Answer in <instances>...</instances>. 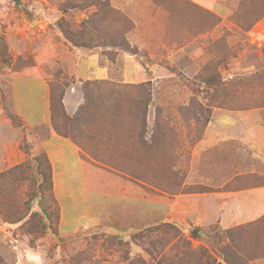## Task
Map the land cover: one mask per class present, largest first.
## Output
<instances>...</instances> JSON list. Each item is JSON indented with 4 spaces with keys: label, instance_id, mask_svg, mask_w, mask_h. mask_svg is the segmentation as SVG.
<instances>
[{
    "label": "rangeland",
    "instance_id": "obj_1",
    "mask_svg": "<svg viewBox=\"0 0 264 264\" xmlns=\"http://www.w3.org/2000/svg\"><path fill=\"white\" fill-rule=\"evenodd\" d=\"M251 1L6 0L13 30L0 24L10 58L0 59V264H264V127L262 142H249L256 157L240 144L200 163L212 165L192 156L214 113L264 122V14L254 22L264 6ZM92 51L110 64V78L89 81L94 102L84 101L75 122L31 127L12 109L15 72L38 66L69 92L72 60ZM126 56L148 81H122ZM51 127L75 137L83 160L61 233L59 201L40 183ZM181 204L200 213H177ZM255 204L262 213H236Z\"/></svg>",
    "mask_w": 264,
    "mask_h": 264
},
{
    "label": "crops",
    "instance_id": "obj_2",
    "mask_svg": "<svg viewBox=\"0 0 264 264\" xmlns=\"http://www.w3.org/2000/svg\"><path fill=\"white\" fill-rule=\"evenodd\" d=\"M8 14V3L6 0H0V15H5L3 16L4 18L0 17V24L3 25V28H5L7 32H10L13 30V27L10 25L12 20L7 18ZM11 18H13V16ZM76 56L79 57L72 60L71 70L74 83H72V89H70L69 92L67 90L64 91L62 98L65 112L70 117L76 113L85 101L84 93L80 88L84 81L105 80L106 78H110L108 72L110 64H105L103 58L99 60L95 52H80V55L76 54ZM141 69V64L136 58L126 56L123 58L122 81L127 84L148 81L147 75L145 76L140 73L142 72ZM9 86L11 107L27 125L34 127L50 122L48 83L40 73L38 66L28 67L21 72H15L10 78ZM248 117L251 119V122L249 121L250 124L242 125V122L237 121L232 113L224 111L219 114L214 113L209 119L206 127L202 130L203 135L200 134L201 137L196 138L192 143V156L194 162L198 163V160H200L198 164L199 167L207 166L208 164L212 165L213 162L200 163L204 159L212 158L215 154H230L231 149L233 148V150H235L238 144L244 145V147L246 146L245 148L252 151L253 156L256 157L258 150L249 144V142L251 141L252 144L262 142L264 137L262 138L260 131L262 127H264V122L261 124V121H257L256 114L252 116V118L251 116ZM41 147L47 153L52 167V190L59 201L60 209L57 227L58 231L61 233L65 226V215L63 212L64 204H67L65 201L68 200L69 204L72 206V180L76 177H83L81 149L72 138L57 134L52 127L49 130L47 138L41 142ZM222 147H225L226 150H222ZM215 150L218 153H213ZM211 153L213 154L211 155ZM210 155L211 157H209ZM228 159H230V156ZM227 166L228 164L224 165V167ZM75 168L79 170L77 174L73 172ZM211 174L212 170L207 177H211ZM185 183L194 184L189 180ZM235 194L236 191L230 190L222 192V195L228 197ZM259 204L237 209L236 213L241 217L245 215L251 217V214L255 215L262 213L263 210L259 209L261 207ZM170 206L172 207L173 203H171ZM178 207L177 209L180 212L177 210V213L180 214L200 213L199 206L190 207L189 204H181ZM90 221L91 223H95L97 221L96 217L92 216ZM89 225L90 224L76 225L73 228V232L78 231L80 229L79 227L87 228Z\"/></svg>",
    "mask_w": 264,
    "mask_h": 264
},
{
    "label": "trees",
    "instance_id": "obj_3",
    "mask_svg": "<svg viewBox=\"0 0 264 264\" xmlns=\"http://www.w3.org/2000/svg\"><path fill=\"white\" fill-rule=\"evenodd\" d=\"M252 3H260V6L263 5L264 6V0H253L251 1ZM264 14V7H262L259 11V14L257 15V18L255 17L254 19V22L259 18L261 17L262 15ZM252 24V23H251ZM2 49V48H0ZM4 53H2L0 51V59H4V63H7L9 65V62H10V58H6L4 56V54L6 53L5 50H3ZM84 94H85V105L87 104H91L93 103V99L91 97H89L88 93H87V84H89V80H86L84 81ZM94 82H98L97 80H95ZM48 83V88H49V111H50V121L51 123H53L55 125V128L59 130V126L57 124V120L58 118L59 119H62V121H67L69 122L70 120H72V123L75 122V118H78L79 114L81 113L82 111V108H83V105L81 106L80 109H78V111H76V113L74 114V116L72 117V119L69 118V116L66 114L65 112V109H64V104H63V101H62V98H63V94H64V84H58L56 81L53 82V81H47ZM4 96L1 95V102H2V105H3V110L5 111V114L10 117V118H13L15 119L14 117H17L15 115H12L10 114L7 109H6V106H5V103H4ZM147 104V103H146ZM145 104V105H146ZM146 108V107H145ZM145 108H144V111L143 113L145 112ZM144 115V114H143ZM17 119V118H16ZM52 124V126H53ZM73 127V125H72ZM56 131V130H55ZM60 131V130H59ZM57 132V131H56ZM58 134L62 135V136H65V137H68L66 133H59L57 132ZM74 138V142H76V139L75 137ZM78 144V143H77ZM79 145V144H78ZM80 149H81V146L79 145ZM42 156H43V161H44V165H45V168H46V171L42 170L40 171V176L42 177V181L40 183H43V182H46V185H47V188L48 190H50V194L52 195V168H51V163L47 157V154L45 151L42 152ZM32 160L34 162H36V165L37 166H40L41 163L39 161V156H34L32 157ZM54 202V208H53V214H54V219H55V222L57 224L58 222V216H59V205L58 203L56 202V200H53ZM45 215H46V218L49 219L51 218V213L50 212H45ZM52 231H55L52 229ZM195 236H197V233H194Z\"/></svg>",
    "mask_w": 264,
    "mask_h": 264
}]
</instances>
